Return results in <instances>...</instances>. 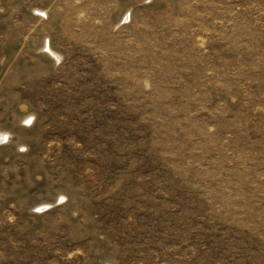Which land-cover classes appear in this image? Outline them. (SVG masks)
Segmentation results:
<instances>
[{
  "label": "rangeland",
  "instance_id": "374dc122",
  "mask_svg": "<svg viewBox=\"0 0 264 264\" xmlns=\"http://www.w3.org/2000/svg\"><path fill=\"white\" fill-rule=\"evenodd\" d=\"M0 264H264V0H0Z\"/></svg>",
  "mask_w": 264,
  "mask_h": 264
},
{
  "label": "bare ground",
  "instance_id": "6f19581e",
  "mask_svg": "<svg viewBox=\"0 0 264 264\" xmlns=\"http://www.w3.org/2000/svg\"><path fill=\"white\" fill-rule=\"evenodd\" d=\"M5 140V137L3 135H0V143H3Z\"/></svg>",
  "mask_w": 264,
  "mask_h": 264
}]
</instances>
